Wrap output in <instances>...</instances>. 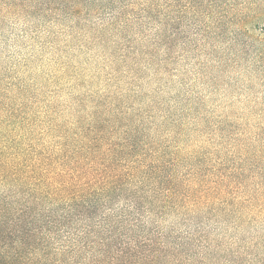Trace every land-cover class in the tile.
I'll use <instances>...</instances> for the list:
<instances>
[{
  "label": "rangeland",
  "instance_id": "obj_1",
  "mask_svg": "<svg viewBox=\"0 0 264 264\" xmlns=\"http://www.w3.org/2000/svg\"><path fill=\"white\" fill-rule=\"evenodd\" d=\"M110 176L214 194L189 212L208 241L182 264H264V0H0V228L5 206L67 226L62 186L105 199ZM103 206L73 231L110 237ZM44 224L30 235L59 264Z\"/></svg>",
  "mask_w": 264,
  "mask_h": 264
},
{
  "label": "trees",
  "instance_id": "obj_2",
  "mask_svg": "<svg viewBox=\"0 0 264 264\" xmlns=\"http://www.w3.org/2000/svg\"><path fill=\"white\" fill-rule=\"evenodd\" d=\"M114 178L112 176L110 179V188L103 191L105 199L98 195V191L90 190L92 185H87L86 190L82 189L84 183L80 184L77 177H71L72 182L62 186L65 191L59 195V207L63 213L60 219H65L67 226L50 216L36 217L35 208L25 206L13 209L5 206L0 232L5 239L4 249L7 246L13 254L8 261L2 260L1 264H47L51 261L47 258L50 254L45 245L37 244L30 235L33 227L43 222L48 232L53 233L56 227L54 233H63L61 241L67 245L60 248L59 264H81L77 258L82 253L89 254L91 264H182L205 249L208 225L195 217L191 219L189 212L209 207L207 204L214 195L211 191L192 188L193 182L189 179L185 183L160 181L170 186L165 189L158 186L148 192L138 187L129 190L124 189L126 183L123 180ZM104 203H110V207L106 208L110 210V217L102 211L98 225L109 221L110 237L102 238L101 242L91 241L88 237L91 231H73L74 223H83V217L92 219L96 212L103 210ZM154 214L158 219L174 214L181 222L165 231L152 217ZM183 217L185 221H182ZM10 239L14 245L10 244ZM8 240L9 243H6ZM96 246L100 253L94 254L93 248ZM177 257L181 258V262Z\"/></svg>",
  "mask_w": 264,
  "mask_h": 264
}]
</instances>
